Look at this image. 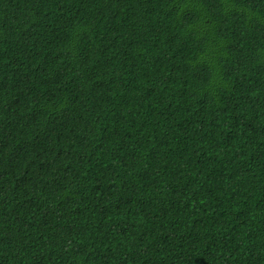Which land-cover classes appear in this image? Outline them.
<instances>
[{
	"label": "trees",
	"instance_id": "1",
	"mask_svg": "<svg viewBox=\"0 0 264 264\" xmlns=\"http://www.w3.org/2000/svg\"><path fill=\"white\" fill-rule=\"evenodd\" d=\"M0 264H264V0H0Z\"/></svg>",
	"mask_w": 264,
	"mask_h": 264
}]
</instances>
